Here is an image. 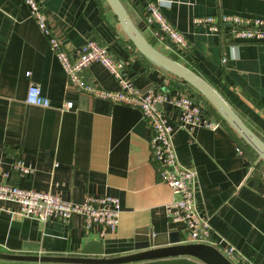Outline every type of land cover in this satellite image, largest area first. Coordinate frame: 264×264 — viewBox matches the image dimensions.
<instances>
[{
    "label": "crops",
    "instance_id": "obj_1",
    "mask_svg": "<svg viewBox=\"0 0 264 264\" xmlns=\"http://www.w3.org/2000/svg\"><path fill=\"white\" fill-rule=\"evenodd\" d=\"M40 1L53 32L68 51L86 38L106 44L114 57L126 62L122 71L138 87L168 93L188 88L205 113L217 115L192 86L152 63L132 44L106 0ZM123 1L155 46L208 80L264 139V40L228 39L194 21L221 12L264 15V0H162L163 13L188 40L185 49L159 42L144 29L147 0ZM83 76L104 88L118 87L99 61L89 63ZM31 83L40 86L50 106L26 102ZM66 98L74 101L73 107L61 110ZM163 108L174 122L172 107L164 103ZM150 136L138 107L76 87L66 90V72L27 5L22 0H0V181L49 190L72 201L113 194L120 202L116 230L101 237L83 226L80 214L66 222L38 220L16 215L19 203L0 198L1 252L115 257L189 243L185 224L168 218L165 205L172 192L150 157ZM173 144L179 162L196 170L197 210L209 218L213 236L223 237L253 264H264L262 161L255 164L257 156L251 157L247 145L224 120L216 128L177 127ZM17 159L33 170L20 172L14 166ZM252 165L255 169L250 172ZM91 239L101 242V254L82 252ZM147 240L149 246L137 247ZM10 262L16 261L0 259V264Z\"/></svg>",
    "mask_w": 264,
    "mask_h": 264
},
{
    "label": "built area",
    "instance_id": "obj_2",
    "mask_svg": "<svg viewBox=\"0 0 264 264\" xmlns=\"http://www.w3.org/2000/svg\"><path fill=\"white\" fill-rule=\"evenodd\" d=\"M28 7L30 16L40 31L48 38L49 45L66 72V90L76 87L92 96L106 98L138 107L150 130V157L157 163L160 179L167 183L172 192L166 203L168 218L182 221L188 231L190 242H203L215 246L233 264H253L224 238L214 237L209 218L198 212L195 200L197 173L192 167L181 164L173 144V134L177 127L193 130L196 127L216 128L223 119L218 115L207 114L188 88L178 87L174 93L155 91L148 87L142 89L123 73L125 61L113 56L108 45L86 38L73 52L64 47L61 37L56 35L48 21L47 10L40 0H22ZM162 0H147L143 22L144 29L159 42L170 43L173 47L185 49L188 40L184 34L165 16ZM195 23L207 26L213 33L222 34L228 39L264 40V15L221 12L197 16ZM92 61L101 62L116 78L118 87L108 89L87 81L83 69ZM222 61H226L223 57ZM26 102L50 106L37 83L29 84ZM168 103L175 111V121L169 120L163 104ZM74 101L66 98L59 107L72 108ZM238 152H242L239 146ZM14 166L22 173L33 170L21 159ZM255 169V165L249 171ZM264 180V167L259 168ZM0 198L19 203L16 215L38 220L58 219L69 221L74 214L83 218V226L94 230L103 237L116 230L118 226L119 198L113 194L86 195L82 200L72 201L62 198L49 190L24 188L17 184L0 181Z\"/></svg>",
    "mask_w": 264,
    "mask_h": 264
},
{
    "label": "water",
    "instance_id": "obj_3",
    "mask_svg": "<svg viewBox=\"0 0 264 264\" xmlns=\"http://www.w3.org/2000/svg\"><path fill=\"white\" fill-rule=\"evenodd\" d=\"M118 23L132 44L152 63L183 79L214 108L216 113L236 132L239 138L256 154L255 164L264 161V139L260 137L234 110L220 92L194 69L155 46L142 32L123 0H106ZM137 247H146L150 241ZM83 253L101 254V242L87 241ZM193 256L196 259H192ZM0 259L10 264H35L32 262H59L74 264H233L215 246L203 242L153 246L145 250L115 257L58 256L44 254H14L0 251Z\"/></svg>",
    "mask_w": 264,
    "mask_h": 264
},
{
    "label": "rangeland",
    "instance_id": "obj_4",
    "mask_svg": "<svg viewBox=\"0 0 264 264\" xmlns=\"http://www.w3.org/2000/svg\"><path fill=\"white\" fill-rule=\"evenodd\" d=\"M246 149L248 150V153L251 155V157H256L255 152L249 146H246ZM261 164V166H264V161H262Z\"/></svg>",
    "mask_w": 264,
    "mask_h": 264
},
{
    "label": "trees",
    "instance_id": "obj_5",
    "mask_svg": "<svg viewBox=\"0 0 264 264\" xmlns=\"http://www.w3.org/2000/svg\"><path fill=\"white\" fill-rule=\"evenodd\" d=\"M138 25V24H137ZM139 26V25H138ZM140 29H141V27H139ZM142 30V29H141ZM147 37V36H146ZM148 38V37H147ZM151 42H152V40L150 39V38H148ZM153 43V42H152ZM154 44V43H153ZM174 57V56H173ZM174 58H176V57H174ZM177 59V58H176ZM218 115V114H217ZM219 116V115H218ZM220 117V116H219Z\"/></svg>",
    "mask_w": 264,
    "mask_h": 264
}]
</instances>
